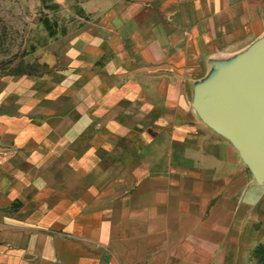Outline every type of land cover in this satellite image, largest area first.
<instances>
[{"label": "crops", "instance_id": "1", "mask_svg": "<svg viewBox=\"0 0 264 264\" xmlns=\"http://www.w3.org/2000/svg\"><path fill=\"white\" fill-rule=\"evenodd\" d=\"M263 37L264 0H113L0 85V264H262L264 184L193 97Z\"/></svg>", "mask_w": 264, "mask_h": 264}, {"label": "rangeland", "instance_id": "2", "mask_svg": "<svg viewBox=\"0 0 264 264\" xmlns=\"http://www.w3.org/2000/svg\"><path fill=\"white\" fill-rule=\"evenodd\" d=\"M111 1L0 0V85L60 74L69 44L76 46L79 34ZM54 84L60 89L62 81ZM260 250L264 252V243Z\"/></svg>", "mask_w": 264, "mask_h": 264}, {"label": "water", "instance_id": "3", "mask_svg": "<svg viewBox=\"0 0 264 264\" xmlns=\"http://www.w3.org/2000/svg\"><path fill=\"white\" fill-rule=\"evenodd\" d=\"M201 119L231 141L250 174L264 184V37L194 91Z\"/></svg>", "mask_w": 264, "mask_h": 264}, {"label": "trees", "instance_id": "4", "mask_svg": "<svg viewBox=\"0 0 264 264\" xmlns=\"http://www.w3.org/2000/svg\"><path fill=\"white\" fill-rule=\"evenodd\" d=\"M259 252H261L260 248L258 250ZM264 255V252H261V261H262V256Z\"/></svg>", "mask_w": 264, "mask_h": 264}]
</instances>
